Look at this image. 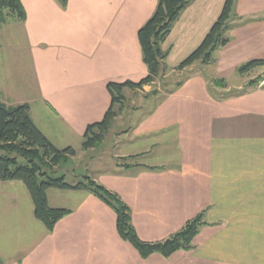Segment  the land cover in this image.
<instances>
[{
  "label": "crops",
  "instance_id": "0c3cea01",
  "mask_svg": "<svg viewBox=\"0 0 264 264\" xmlns=\"http://www.w3.org/2000/svg\"><path fill=\"white\" fill-rule=\"evenodd\" d=\"M19 1L34 95L16 105H29L31 120L55 147L75 149L77 141L82 149L86 127L110 106L107 84L148 74L137 34L157 0H67L65 7ZM224 1L194 0L181 12L162 44V76L179 73L182 81L151 92L159 76L141 90H124L101 143L115 127L116 147L128 148L116 150L122 161L112 170L91 177L128 207L141 241L161 242L202 214L190 248L142 258L119 237L113 209L92 192L54 193L51 205L47 190L49 207L69 213L51 231L40 222L20 246V232L4 235L0 217V264H264V87L252 83L264 66L237 71L264 59V0H236L229 42L210 63L174 70L202 42ZM142 91L149 92L144 101L130 106L129 97ZM17 189L0 186V215L14 210L18 217Z\"/></svg>",
  "mask_w": 264,
  "mask_h": 264
},
{
  "label": "trees",
  "instance_id": "16d2710c",
  "mask_svg": "<svg viewBox=\"0 0 264 264\" xmlns=\"http://www.w3.org/2000/svg\"><path fill=\"white\" fill-rule=\"evenodd\" d=\"M65 7L67 0H58ZM194 0H157L156 8L151 17L138 30V40L141 47L142 60L148 74L138 82H110L107 90L111 97L108 110L101 121L86 127L81 147L83 150L95 148L101 144L115 117V107L122 106L124 90H141L152 84L162 75L168 52L162 49L174 22L181 12ZM236 0H225L222 10L203 38L202 42L185 59L174 68L181 71L199 61L208 64L213 53L229 42L228 32L232 28L234 5ZM0 10H7L18 21L25 18L24 10L19 0H0ZM264 66V59L252 60L238 68V73L244 74L256 67ZM223 83L222 81H217ZM257 78L252 81L256 84ZM76 155V150L70 146L59 149L55 147L35 126L29 116V105L5 106L0 102V181H21L25 185L33 204V215L41 222L47 231L69 210L51 208L48 205L46 191L58 189L67 191H90L102 202L113 209L116 216V229L119 237L130 243L142 258L152 254L164 257L180 249L190 248L191 241L202 225V214L189 220L175 234L161 241L148 243L141 241L131 223L128 207L116 195L89 176H84L83 182L70 184L65 182L64 175L57 176V167L69 161ZM130 165H125L129 167Z\"/></svg>",
  "mask_w": 264,
  "mask_h": 264
},
{
  "label": "rangeland",
  "instance_id": "374dc122",
  "mask_svg": "<svg viewBox=\"0 0 264 264\" xmlns=\"http://www.w3.org/2000/svg\"><path fill=\"white\" fill-rule=\"evenodd\" d=\"M29 66L28 50L20 23L14 16L10 15L7 10H0V100L5 103L6 106L16 105L20 99H27L34 95ZM253 70L254 68L246 72V74L249 72L253 73ZM210 72L213 73L212 69ZM250 75L252 76V74ZM180 76L179 73H172L165 77L160 75V78L154 85H151V92L153 89L157 88L163 92L173 89L174 87L177 88L179 86L177 83L181 82L183 79V76ZM247 77L244 76L241 81L247 80ZM148 93L142 91L129 97V105L132 106V104L141 103ZM35 112L36 111L33 112V115H35ZM116 124H119L120 128L122 127V122ZM115 130L116 128L113 127L105 143H101L92 151L83 150L80 147L77 148V146H80L81 142L74 141L73 147H75L76 155L69 161L60 164V166L57 167L55 175H64L65 182L76 184L78 182H83L84 176H89L91 178L99 174L98 172L103 169L112 170L114 164H119L122 161V159L117 157L116 150L125 151L128 148L122 145L119 148L116 147L117 131L114 132ZM112 132L114 133L112 134ZM0 186L19 187L15 193L17 197H20V205L16 210L20 213V216L18 213L19 222L17 221L18 217L13 214L14 210H1L2 215H0V217L2 220L4 219L2 225V233L4 235L10 234L8 230L11 232H20L18 239L14 243V246H20L25 244L26 240L30 239L35 229H39L37 226H39L40 222L31 216L33 213V205L23 182L0 181ZM47 193L51 205L57 203V197L53 195L54 193L63 194V198H66V196L70 198V196L74 194L71 191L58 189H48Z\"/></svg>",
  "mask_w": 264,
  "mask_h": 264
},
{
  "label": "built area",
  "instance_id": "2783aa9c",
  "mask_svg": "<svg viewBox=\"0 0 264 264\" xmlns=\"http://www.w3.org/2000/svg\"><path fill=\"white\" fill-rule=\"evenodd\" d=\"M256 84L258 87H264V74L257 78Z\"/></svg>",
  "mask_w": 264,
  "mask_h": 264
}]
</instances>
